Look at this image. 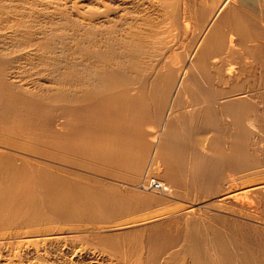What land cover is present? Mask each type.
<instances>
[{
  "label": "bare ground",
  "instance_id": "bare-ground-1",
  "mask_svg": "<svg viewBox=\"0 0 264 264\" xmlns=\"http://www.w3.org/2000/svg\"><path fill=\"white\" fill-rule=\"evenodd\" d=\"M235 1L0 0V264H264L263 85L196 82L264 57Z\"/></svg>",
  "mask_w": 264,
  "mask_h": 264
},
{
  "label": "rangeland",
  "instance_id": "rangeland-1",
  "mask_svg": "<svg viewBox=\"0 0 264 264\" xmlns=\"http://www.w3.org/2000/svg\"><path fill=\"white\" fill-rule=\"evenodd\" d=\"M235 3L236 4L238 3V6L240 8L242 7V9H243L242 14L244 15V18L247 17L248 23L250 22L249 26L251 24V27H254V29L252 30V28H251L249 32L250 33L252 32L254 34L259 35V37L256 38L257 40L252 39L253 42L251 40L252 43H250V41H249V44L257 43L260 45L261 48H263L264 47V0H236ZM246 12H247V14H244ZM246 15H248V16H246ZM185 23L187 24V30H186V34H188L187 36L183 35V33L180 30L176 29L174 26H172L173 24H170V23H167L168 30H165L162 32V34H165L169 37V41L172 44V46H170V47H171L173 55L181 49L193 47V45H192V43H193L192 42V40H193L192 34L195 32L194 19H191V20L188 19L187 21H185ZM254 23H255V25H254ZM256 23H257V25H256ZM257 26H258V28H257ZM259 29H260V31H259ZM227 33L229 34L230 31H227ZM259 33L262 34V36ZM234 49H238V54H239L238 56L239 57L238 56L234 57V56L230 55L229 53L225 52V53L221 54L220 56H217L218 60L210 63L212 66L218 65L221 67V70H217V72L214 70V74L217 73L219 75L218 77H212V78H208V77L199 78L198 77L196 79V82H199V83L200 82H207V83H209V82L214 83L215 82L216 84L219 83V85H217V87H219L218 89H220V87H221L220 90H222V87H223L224 91L229 90L230 84L237 83L241 86L240 88H242V89L246 88L247 90L253 91V93H250L249 96H251V95H254L252 97L261 96L260 93L258 92V90L260 87H262V85L264 88V65H263L264 64V62H263L264 57H262V59L254 60L256 58L250 57L246 53L247 50L245 48L243 50L242 46L236 45ZM263 50H264V48H263ZM242 55H244V56H242ZM250 61H252V62H250ZM243 65H246L247 67L245 68V67H243ZM206 86L207 85H204L203 87H206ZM227 88H228V90H227ZM246 89H244V90H246ZM260 89H262V88H260ZM226 94L225 93L221 94V96L222 95L224 96ZM218 96H220V95H218ZM163 184H166L172 188L171 184L168 182H164ZM225 186H227V185H225ZM151 190H153V188L149 187L148 191H151ZM156 192L162 193L163 191L158 190ZM237 196L238 197H236V196L231 197L229 199V204H232L231 201H233L235 203L237 201L240 202L243 200H247V201L252 200L251 202H255V201H253V200H255V198L253 196H250V195H242V197H241V195H237ZM241 198H243V199H241Z\"/></svg>",
  "mask_w": 264,
  "mask_h": 264
}]
</instances>
